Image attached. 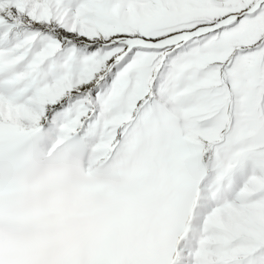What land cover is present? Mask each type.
<instances>
[{
  "label": "snow or ice",
  "instance_id": "obj_1",
  "mask_svg": "<svg viewBox=\"0 0 264 264\" xmlns=\"http://www.w3.org/2000/svg\"><path fill=\"white\" fill-rule=\"evenodd\" d=\"M0 264H264V0H0Z\"/></svg>",
  "mask_w": 264,
  "mask_h": 264
}]
</instances>
